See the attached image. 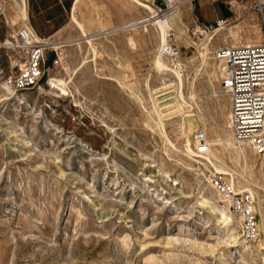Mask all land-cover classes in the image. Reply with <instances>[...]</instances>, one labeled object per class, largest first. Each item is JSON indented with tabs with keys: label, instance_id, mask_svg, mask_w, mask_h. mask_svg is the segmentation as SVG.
I'll return each mask as SVG.
<instances>
[{
	"label": "rangeland",
	"instance_id": "374dc122",
	"mask_svg": "<svg viewBox=\"0 0 264 264\" xmlns=\"http://www.w3.org/2000/svg\"><path fill=\"white\" fill-rule=\"evenodd\" d=\"M175 1L183 26L170 40L187 79L181 93L162 91L173 75L156 68L153 14L116 0L75 1L73 9L74 0H25L28 25L69 53L74 74L67 80L48 49L39 85L12 90L5 75L24 60L4 43L25 25L20 1L0 0V264H264V161L235 151L212 53L226 41L260 42L258 18L250 0ZM146 4L161 16L175 9ZM215 13L225 26L207 29ZM127 24L96 36L92 47L84 40ZM198 28H225L229 37L208 45ZM50 73L63 77L67 92L38 89ZM166 100L173 108L161 113ZM183 115L197 118L206 152L186 136ZM219 161L234 171L236 190L253 185L258 234L244 246L234 247V238L243 240L238 222L218 219L216 207L230 214L209 182L210 162Z\"/></svg>",
	"mask_w": 264,
	"mask_h": 264
},
{
	"label": "built area",
	"instance_id": "2783aa9c",
	"mask_svg": "<svg viewBox=\"0 0 264 264\" xmlns=\"http://www.w3.org/2000/svg\"><path fill=\"white\" fill-rule=\"evenodd\" d=\"M164 4L160 12L168 13L178 6L172 0H152ZM249 8L256 14L259 22L261 41L251 44L226 45L215 48L212 53L225 63V71L219 84L229 97V123L233 140L248 142L256 154L264 157V0H250ZM225 26L223 19L214 21V26ZM206 29V27H205ZM172 29H168L167 40L158 48V54L169 66H180L181 54L178 46L170 40ZM25 28H18L7 45L12 50L22 53L23 64L5 75V83L14 91L32 88L43 74V45H38ZM195 150L206 151L209 139L204 132L196 134ZM209 182L213 189L222 197L231 215L238 220L240 237L245 241L257 235V215L254 200L246 191L234 190L227 178L211 172Z\"/></svg>",
	"mask_w": 264,
	"mask_h": 264
},
{
	"label": "bare ground",
	"instance_id": "6f19581e",
	"mask_svg": "<svg viewBox=\"0 0 264 264\" xmlns=\"http://www.w3.org/2000/svg\"><path fill=\"white\" fill-rule=\"evenodd\" d=\"M19 1H20L19 13H20V17L22 19V22L25 25V29L30 32V34L32 36V39H34L36 42H40L38 45H43L46 50L49 49V50L58 52V56H59L60 61L62 63L63 70L66 69L65 70L66 71V76H67L66 79L67 80L68 79L71 80V77L74 74V69L71 68V64H70L71 62L69 63V61L71 59V56L69 55V53L68 54L65 53L64 56H62L63 54L59 53V50L62 49V46L59 43L48 42L47 40L41 41V40H39V38H37V36L34 34V32L31 30V28L28 25V19H27V15H26V7H25V0H19ZM75 1L78 2L80 0H75ZM116 1H118V5L122 6L123 10L133 11L134 9L142 8L145 11H148L149 13L153 14L154 21L152 22V25L155 26V28L157 29L156 31L158 32L159 44L160 45L167 40L166 34H167L168 29H172L173 35H174L175 38H177L179 36V33L182 31L181 25L183 26V22H182V20L179 19V15L181 13L179 5L177 7H175V9L172 11V13H169V14L167 13L168 15L161 16V15L155 14V11L148 4H146L150 0H116ZM71 19L74 22H76V20H75L76 18L74 16V14L72 15ZM130 27L132 28L133 24H127V25H125L122 28L116 27V28H113L111 30H108V31L106 30L104 32H99V33H96V34H91V35H87V34L85 35L84 34L83 37H84V40L87 41V43L90 45V47H92L91 42H92V40L94 38H96V36H100L102 34L103 35L107 34V33H109V31L110 32L120 31V30H123V28L124 29H129ZM219 27H221V26H219ZM81 28H82V26H81ZM198 29H199V32L202 34L203 38L206 40V44H208V45L210 44L211 40L216 35L221 34V32H225V28H215V29L212 28V32H210V31L206 32L204 30H201V28H198ZM81 34H83V33H81ZM221 35L223 37V40H226L229 37L227 32L223 33ZM233 35H235V34H233ZM7 43H8V41H6L4 43V45L7 44ZM246 44H251V43H246ZM208 45H206V47L204 48V50H205L204 54L205 55H207L208 50H209V46ZM156 59L157 60L155 61V64H156V68H157L158 71L164 72L165 74H167L169 72V73H171L173 75V80L168 81V84L164 85L162 91H164L165 89L167 90V89H170V88L176 86L179 89L180 93H181L182 92V88L184 86V82L187 80L186 76H183V74H182L183 69H184L183 62H181V60H180V62H181L180 66L177 67V68H174V67H169L167 65L168 64L167 61L163 57H161L160 55ZM213 59L216 61L215 67L213 68V74L216 77L217 86L223 92V89L221 88V86L219 84V79L223 75L226 66H225V63L221 59H217L214 56V54H213ZM75 64H74V66H75ZM19 66L21 67L22 64L19 65ZM74 68H76V67H74ZM38 85H39V83L36 84V86H38ZM45 88H49V89L50 88H57L63 93L67 92L66 82L63 79V77L62 76H56L55 74H51V73L48 75L47 79L43 82V84L39 86L38 89L39 90H43ZM6 89L8 90V87H6ZM166 95H169V94H164L161 97H165ZM227 97H228V95H227ZM169 103H170L169 100L162 101V102L160 101L159 107L161 108L160 109L161 113H164V112H166V111H168V110L173 108ZM171 113L173 114L174 112H171ZM227 116L229 118V112H228ZM182 125L184 127V131L186 133V136H192V137H195V138H196V134L201 129L199 127V125H198L197 118L194 115H183L182 116ZM227 127L230 130V123L229 122L227 123ZM235 145H236L235 146V151L241 157H243L244 159H245V154L247 153V150H248L249 154L251 153L255 158L263 159V161H264V158H261V157L257 156L258 154L255 153V151L253 150L252 146L248 142H246V141H235ZM228 147H230V145ZM232 147H234V146H232ZM188 150L191 153H193L190 149H188ZM210 165H212L213 170H214L215 173L222 174L225 177L229 176L231 180H230V182L228 180L227 181L229 182V184H231L233 186L234 190H236L235 181H234L233 174H232V172H234V171L232 169H230L227 165H225L221 161H219V165H216V164H214L212 162H210ZM243 168L245 169V167H243ZM236 174H238V173H236ZM243 177H240V178H243ZM251 186H253V185L249 184V182H248V184L246 186L242 187L241 190H237V191H246L253 198L254 191L251 188ZM217 195L220 197V199L222 198L218 193H217ZM221 201H223V200L221 199ZM221 207L223 209L227 210L230 213V211L227 209V205L226 204L221 205ZM254 208H255V212L257 213L255 202H254ZM216 211L218 213V219H219V221L222 224L232 225L233 224V219H235L238 222V220L236 218H234L232 215L231 216L233 218L230 216L231 213L228 214L224 210H221L220 208H217V207H216ZM257 219H258V216H257ZM256 226H257V231H258L257 222H256ZM231 229H232V227H231ZM257 234H258V232H257ZM230 239H232V238H230ZM233 243H234V247H237V246H240V245L244 246L246 242H245L244 239L241 240L240 238L239 239L234 238L233 239Z\"/></svg>",
	"mask_w": 264,
	"mask_h": 264
},
{
	"label": "crops",
	"instance_id": "0c3cea01",
	"mask_svg": "<svg viewBox=\"0 0 264 264\" xmlns=\"http://www.w3.org/2000/svg\"><path fill=\"white\" fill-rule=\"evenodd\" d=\"M204 1H206V0H204ZM211 3H216L217 5L219 4V3H221V0H209ZM74 6H76V2H75V0H74V3H73V6H72V9H73V7ZM3 13H5V10H3L2 11V9L0 8V15L1 14H3ZM216 14V13H215ZM26 15H27V13H26ZM217 15V16H216ZM216 15H214L213 17H217V18H215L216 20L217 19H220V18H222V17H220V15H218V14H216ZM71 16H72V14H71ZM213 17H212V19H213ZM225 18H227V17H225ZM214 19V20H215ZM30 27V26H29ZM31 28V27H30ZM32 30V29H31ZM33 31V30H32ZM35 34V33H34ZM38 38V37H37ZM39 40H41V39H39ZM243 41V40H242Z\"/></svg>",
	"mask_w": 264,
	"mask_h": 264
},
{
	"label": "trees",
	"instance_id": "16d2710c",
	"mask_svg": "<svg viewBox=\"0 0 264 264\" xmlns=\"http://www.w3.org/2000/svg\"><path fill=\"white\" fill-rule=\"evenodd\" d=\"M43 80H44V78H43ZM43 80H42V81H43Z\"/></svg>",
	"mask_w": 264,
	"mask_h": 264
}]
</instances>
